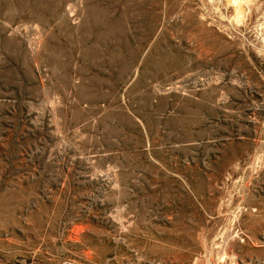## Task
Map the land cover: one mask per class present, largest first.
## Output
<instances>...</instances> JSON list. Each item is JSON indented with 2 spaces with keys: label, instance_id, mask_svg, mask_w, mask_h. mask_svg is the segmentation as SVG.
Returning <instances> with one entry per match:
<instances>
[{
  "label": "rangeland",
  "instance_id": "obj_1",
  "mask_svg": "<svg viewBox=\"0 0 264 264\" xmlns=\"http://www.w3.org/2000/svg\"><path fill=\"white\" fill-rule=\"evenodd\" d=\"M0 264H264V0H0Z\"/></svg>",
  "mask_w": 264,
  "mask_h": 264
}]
</instances>
